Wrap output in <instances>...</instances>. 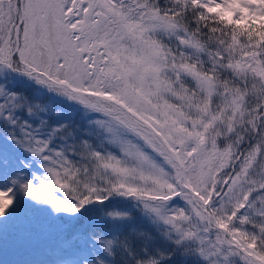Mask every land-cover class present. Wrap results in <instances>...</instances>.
<instances>
[{"label": "snow or ice", "instance_id": "6c2138e0", "mask_svg": "<svg viewBox=\"0 0 264 264\" xmlns=\"http://www.w3.org/2000/svg\"><path fill=\"white\" fill-rule=\"evenodd\" d=\"M0 264H264V0H0Z\"/></svg>", "mask_w": 264, "mask_h": 264}, {"label": "trees", "instance_id": "16d2710c", "mask_svg": "<svg viewBox=\"0 0 264 264\" xmlns=\"http://www.w3.org/2000/svg\"><path fill=\"white\" fill-rule=\"evenodd\" d=\"M7 258H8V259H13L14 257L11 255V253H9V255H8Z\"/></svg>", "mask_w": 264, "mask_h": 264}]
</instances>
